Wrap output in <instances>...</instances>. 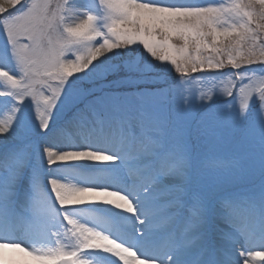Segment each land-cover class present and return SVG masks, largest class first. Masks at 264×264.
Returning a JSON list of instances; mask_svg holds the SVG:
<instances>
[{
  "label": "snow or ice",
  "instance_id": "1",
  "mask_svg": "<svg viewBox=\"0 0 264 264\" xmlns=\"http://www.w3.org/2000/svg\"><path fill=\"white\" fill-rule=\"evenodd\" d=\"M91 257L264 264V0H0V264Z\"/></svg>",
  "mask_w": 264,
  "mask_h": 264
},
{
  "label": "rangeland",
  "instance_id": "2",
  "mask_svg": "<svg viewBox=\"0 0 264 264\" xmlns=\"http://www.w3.org/2000/svg\"><path fill=\"white\" fill-rule=\"evenodd\" d=\"M198 82H194L193 86L199 90H203V91H207L209 88L213 87V86H224L221 83V80H216V81H212L211 77L208 78H197ZM96 259V257H91Z\"/></svg>",
  "mask_w": 264,
  "mask_h": 264
},
{
  "label": "bare ground",
  "instance_id": "3",
  "mask_svg": "<svg viewBox=\"0 0 264 264\" xmlns=\"http://www.w3.org/2000/svg\"><path fill=\"white\" fill-rule=\"evenodd\" d=\"M96 264H102V259L100 257H97L96 259L92 258Z\"/></svg>",
  "mask_w": 264,
  "mask_h": 264
}]
</instances>
